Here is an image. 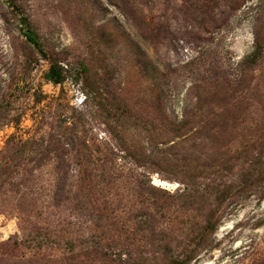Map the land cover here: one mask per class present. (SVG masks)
Returning <instances> with one entry per match:
<instances>
[{
  "label": "rangeland",
  "instance_id": "1",
  "mask_svg": "<svg viewBox=\"0 0 264 264\" xmlns=\"http://www.w3.org/2000/svg\"><path fill=\"white\" fill-rule=\"evenodd\" d=\"M0 264H264V0H0Z\"/></svg>",
  "mask_w": 264,
  "mask_h": 264
},
{
  "label": "trees",
  "instance_id": "2",
  "mask_svg": "<svg viewBox=\"0 0 264 264\" xmlns=\"http://www.w3.org/2000/svg\"><path fill=\"white\" fill-rule=\"evenodd\" d=\"M24 35L31 43H34L35 45L39 44L35 32L30 28L25 30ZM47 78L54 83H58L60 79V72L52 66L50 72L47 74Z\"/></svg>",
  "mask_w": 264,
  "mask_h": 264
}]
</instances>
